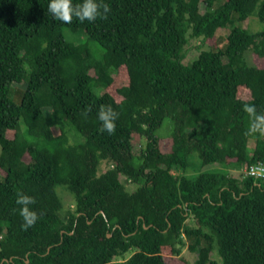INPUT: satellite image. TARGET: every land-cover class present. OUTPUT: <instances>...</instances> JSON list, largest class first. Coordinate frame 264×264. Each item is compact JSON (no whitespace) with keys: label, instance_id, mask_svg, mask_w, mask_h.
I'll return each instance as SVG.
<instances>
[{"label":"trees","instance_id":"1","mask_svg":"<svg viewBox=\"0 0 264 264\" xmlns=\"http://www.w3.org/2000/svg\"><path fill=\"white\" fill-rule=\"evenodd\" d=\"M48 2L0 0V264L129 252L123 264H189L186 246L196 264H264V178L243 172L264 165V131L250 127L264 114V33L231 27L264 23V0H102L91 23L54 20ZM190 38L210 48L188 64ZM192 155L221 169L176 176ZM60 186L75 198L64 216ZM17 194L34 201L30 227Z\"/></svg>","mask_w":264,"mask_h":264},{"label":"rangeland","instance_id":"2","mask_svg":"<svg viewBox=\"0 0 264 264\" xmlns=\"http://www.w3.org/2000/svg\"><path fill=\"white\" fill-rule=\"evenodd\" d=\"M201 9H202V11L204 10L203 7ZM234 18H235V16H234ZM234 23L235 24L231 25V27L232 26H241L243 28L248 29L249 31H251L253 33H264V23H262L258 19L256 14L251 16L246 22H239L237 20V18H235ZM231 27L229 26L228 27L229 29L225 28V29H223L224 31H219L218 32V34H217L218 42L221 43V44H219L220 48L225 46V44H224L225 38L227 36V33L229 34ZM70 37L73 38L75 41H78V43H79V39L83 38V37L77 38L75 36H70ZM226 43H227V41H226ZM90 47L94 51L95 56L97 58L102 56L104 50L101 49L98 44L92 42V43H90ZM209 48L210 47L208 45H205V44L202 43L201 39L190 38V44H189V47L186 50L184 63H188V64L192 63L193 61H195L198 58V56L200 55V53L202 51L209 50ZM15 88L23 89L24 86L23 85H15ZM167 124H170V121H166L165 124L163 125V127L165 128L167 126ZM160 132H162V129L160 130ZM20 133H21L22 138L26 139V137L24 136V127L23 126H22V128L20 130ZM12 136H13V132H10L9 133V137H12ZM28 139H29V142H37V138H30L29 137ZM134 143L136 145V149L137 150L143 149L145 147V145H146V141L144 140V138H141L140 136H135L134 137ZM0 153H1V147H0ZM194 156L195 155H192L190 157V160L192 159L191 160L192 164H191L190 168L187 171H183V170H180V169H175L174 170V174L176 176H186V177L192 176V177H189V178L192 179V178L198 177L201 173H204V172L208 171L209 169H212V168L221 169V167L219 165H212V166H209V167H204V169H202L200 160L197 157H194ZM107 168H108V166L103 162L102 165L100 166L99 174H102L104 171L107 170ZM232 174H234V172H232ZM121 181L126 185V188H127V190L129 192H134L137 189V185L130 184V183L126 182L123 177H122ZM57 192H58V194H59V196H60V198H61V200L63 202V205H64V208H63V211H62V216H64V214L68 211V209H73L74 208L75 198L63 186L58 187L57 188ZM131 255H132V252H129L124 257L116 258L114 262H115V264H123L125 260L130 258ZM182 255L185 258L188 259L189 264H196L197 254L190 252L189 249L187 248V246H186V248L183 249ZM213 256H214V258L219 260V258L217 257L216 253H214Z\"/></svg>","mask_w":264,"mask_h":264},{"label":"clouds","instance_id":"3","mask_svg":"<svg viewBox=\"0 0 264 264\" xmlns=\"http://www.w3.org/2000/svg\"><path fill=\"white\" fill-rule=\"evenodd\" d=\"M109 12L107 4L102 0H49L47 6V14H51L54 20L62 23H70L73 19L79 22L87 21L89 23L106 18ZM249 113L255 112V109L248 107ZM98 119L102 122V130L111 133L115 128L116 113L110 105H101L98 111ZM251 130L264 131V114H257L251 123ZM16 203L21 205L19 212L24 220L23 227L32 226L37 220L35 211L29 209V205L34 203L29 196L17 194Z\"/></svg>","mask_w":264,"mask_h":264},{"label":"built area","instance_id":"4","mask_svg":"<svg viewBox=\"0 0 264 264\" xmlns=\"http://www.w3.org/2000/svg\"><path fill=\"white\" fill-rule=\"evenodd\" d=\"M244 174L251 176H259L264 178V165H258V167H254V165L250 169L244 168Z\"/></svg>","mask_w":264,"mask_h":264},{"label":"water","instance_id":"5","mask_svg":"<svg viewBox=\"0 0 264 264\" xmlns=\"http://www.w3.org/2000/svg\"><path fill=\"white\" fill-rule=\"evenodd\" d=\"M108 237H111V235H108Z\"/></svg>","mask_w":264,"mask_h":264}]
</instances>
